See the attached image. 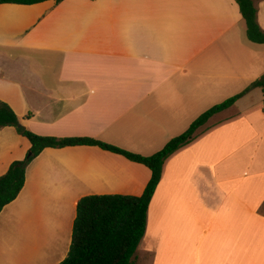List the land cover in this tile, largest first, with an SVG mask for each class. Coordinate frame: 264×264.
<instances>
[{"label":"crops","instance_id":"obj_1","mask_svg":"<svg viewBox=\"0 0 264 264\" xmlns=\"http://www.w3.org/2000/svg\"><path fill=\"white\" fill-rule=\"evenodd\" d=\"M264 33V0H252ZM264 75L234 0L0 4V102L24 130L159 152ZM30 145L0 129V177ZM144 165L94 146L44 149L0 212V264H60L78 201L140 196ZM135 264H264V95L253 88L170 156Z\"/></svg>","mask_w":264,"mask_h":264},{"label":"trees","instance_id":"obj_2","mask_svg":"<svg viewBox=\"0 0 264 264\" xmlns=\"http://www.w3.org/2000/svg\"><path fill=\"white\" fill-rule=\"evenodd\" d=\"M50 0H0V4L35 5ZM60 3L62 0H54ZM246 25V37L253 44L264 45V33L257 23V10L252 0H234ZM260 88L264 95V75L244 91L232 96L201 114L181 135L171 139L157 153L139 156L89 138H54L38 136L28 130L20 135L29 145L27 156L13 162L0 177V212L13 202L25 182L28 164L44 149L94 146L144 165L151 173L140 196L91 195L81 198L76 206L71 243L66 258L60 264H135L137 248L145 229L150 200L161 179L165 161L197 136L198 131L214 116L231 108L251 89ZM20 121L12 109L0 102V129L13 127L18 131ZM19 132V131H18Z\"/></svg>","mask_w":264,"mask_h":264},{"label":"water","instance_id":"obj_3","mask_svg":"<svg viewBox=\"0 0 264 264\" xmlns=\"http://www.w3.org/2000/svg\"><path fill=\"white\" fill-rule=\"evenodd\" d=\"M18 131H19L20 133H22V132L24 131V127L20 125V126L18 127Z\"/></svg>","mask_w":264,"mask_h":264},{"label":"rangeland","instance_id":"obj_4","mask_svg":"<svg viewBox=\"0 0 264 264\" xmlns=\"http://www.w3.org/2000/svg\"><path fill=\"white\" fill-rule=\"evenodd\" d=\"M230 98H231V96H230ZM210 109V108H209ZM207 111V110H206Z\"/></svg>","mask_w":264,"mask_h":264}]
</instances>
